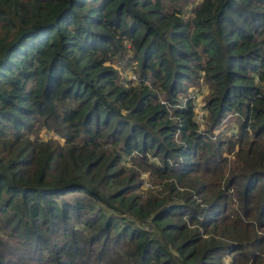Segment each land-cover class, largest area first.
<instances>
[{
	"label": "trees",
	"instance_id": "obj_1",
	"mask_svg": "<svg viewBox=\"0 0 264 264\" xmlns=\"http://www.w3.org/2000/svg\"><path fill=\"white\" fill-rule=\"evenodd\" d=\"M192 1L0 0V264H264V0Z\"/></svg>",
	"mask_w": 264,
	"mask_h": 264
},
{
	"label": "rangeland",
	"instance_id": "obj_2",
	"mask_svg": "<svg viewBox=\"0 0 264 264\" xmlns=\"http://www.w3.org/2000/svg\"><path fill=\"white\" fill-rule=\"evenodd\" d=\"M198 0H193L192 1V5L197 2ZM191 7V6H190ZM184 11V12H183ZM183 16L185 17L188 13V9L183 10ZM118 69L120 71V74L125 77V78H129L131 80H137L136 79V75L135 73L132 72L131 69H129V67L125 66V64L123 62H119L118 63ZM133 77V78H132ZM207 93V89L204 85H200V86H195L192 87L191 90H189V94H188V98H190L193 103H194V113H195V120L198 121L200 123L201 121V116H202V112L203 109L201 108L202 102L206 96ZM160 103H163L162 100L159 101ZM235 115H228L225 118V121L223 120L219 130H222L223 132H225L226 135L232 136L233 138L236 137L237 134V123L235 120ZM224 128V129H222ZM218 130V131H219ZM38 137L42 140H45L47 138H54L55 135H53L52 133H50L49 131H40L38 133ZM227 262V258H225V263Z\"/></svg>",
	"mask_w": 264,
	"mask_h": 264
},
{
	"label": "built area",
	"instance_id": "obj_3",
	"mask_svg": "<svg viewBox=\"0 0 264 264\" xmlns=\"http://www.w3.org/2000/svg\"><path fill=\"white\" fill-rule=\"evenodd\" d=\"M133 78V77H132Z\"/></svg>",
	"mask_w": 264,
	"mask_h": 264
}]
</instances>
